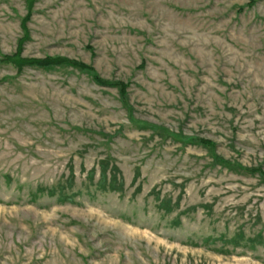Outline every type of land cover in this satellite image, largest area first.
<instances>
[{"label":"rangeland","instance_id":"374dc122","mask_svg":"<svg viewBox=\"0 0 264 264\" xmlns=\"http://www.w3.org/2000/svg\"><path fill=\"white\" fill-rule=\"evenodd\" d=\"M26 14L0 0V54L121 89L0 62V264H264V0Z\"/></svg>","mask_w":264,"mask_h":264},{"label":"trees","instance_id":"16d2710c","mask_svg":"<svg viewBox=\"0 0 264 264\" xmlns=\"http://www.w3.org/2000/svg\"><path fill=\"white\" fill-rule=\"evenodd\" d=\"M33 1L34 0H24L25 5L27 7V14L22 19L23 34H26V28H25L24 24L28 21V19L30 17V10L32 8ZM21 40H22V38L19 40V42ZM19 42H18V44H19ZM0 62L11 64L15 68H17L18 72L22 69V67H25V66H36V67L41 68V69H50V68L55 67V66H69V67L75 68L79 71L86 72L89 75H91L92 80L97 85H100V86H116V87H119L121 89V87H120L121 84L109 83L107 81L102 80L101 78L98 77V75L94 72V70L91 67H89V66H87L81 62L75 61V60H69V59L60 58V57H46V58L39 59V60H32V59L22 58L19 56V54L17 52H14L11 55L0 54ZM3 81H5V78L0 80V83H2ZM121 97H123V93H121ZM200 144H202L203 146L211 147V144L207 141H200ZM244 170L248 171V172L253 171V170H248V169H244Z\"/></svg>","mask_w":264,"mask_h":264}]
</instances>
